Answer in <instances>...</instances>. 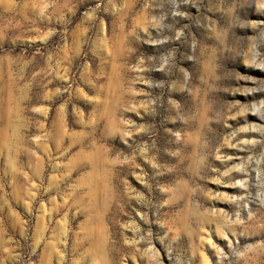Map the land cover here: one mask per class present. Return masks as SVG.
Returning <instances> with one entry per match:
<instances>
[{"label":"rangeland","instance_id":"374dc122","mask_svg":"<svg viewBox=\"0 0 264 264\" xmlns=\"http://www.w3.org/2000/svg\"><path fill=\"white\" fill-rule=\"evenodd\" d=\"M0 264H264V0H0Z\"/></svg>","mask_w":264,"mask_h":264}]
</instances>
